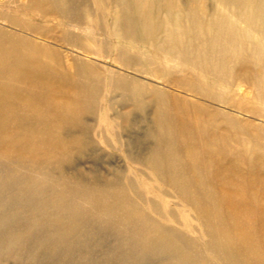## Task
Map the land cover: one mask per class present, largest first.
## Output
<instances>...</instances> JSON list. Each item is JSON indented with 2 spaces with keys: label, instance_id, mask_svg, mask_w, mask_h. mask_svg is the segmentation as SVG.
Segmentation results:
<instances>
[{
  "label": "bare ground",
  "instance_id": "bare-ground-1",
  "mask_svg": "<svg viewBox=\"0 0 264 264\" xmlns=\"http://www.w3.org/2000/svg\"><path fill=\"white\" fill-rule=\"evenodd\" d=\"M0 259L264 264V0H0Z\"/></svg>",
  "mask_w": 264,
  "mask_h": 264
},
{
  "label": "rangeland",
  "instance_id": "rangeland-1",
  "mask_svg": "<svg viewBox=\"0 0 264 264\" xmlns=\"http://www.w3.org/2000/svg\"><path fill=\"white\" fill-rule=\"evenodd\" d=\"M103 59V58H102ZM105 59V58H104ZM108 61V60H107ZM152 82H154V84H160V81H158V80H151ZM150 81V82H151ZM163 86V85H162ZM239 112V111H238ZM238 112H236V113H238ZM244 112V111H243ZM246 115L245 116H247V117H250V118H255V119H258V117L257 116H255V115H252L251 113H246V112H244ZM240 114H242V113H240ZM243 115V114H242ZM260 119V118H259ZM106 147V146H105ZM91 156H89V152L87 153V156L86 157H84L83 159H82V162L83 163H85V164H88V165H90L89 163L91 162ZM120 161H121V163L123 162L122 161V159H120ZM129 163V165L130 166H137V167H141L139 164H135V163H133V162H128ZM189 218H191V217H189ZM101 239H99V240H97V242H101L100 241ZM90 242L92 243L93 242V240L91 239L90 240ZM96 250H98V251H96L97 253L101 250V248H100V246L99 245H97V247H96ZM0 264H34V263H31L30 261H27V260H25V259H18L17 261H13L12 259L11 260H9V261H5V260H3V259H0Z\"/></svg>",
  "mask_w": 264,
  "mask_h": 264
}]
</instances>
